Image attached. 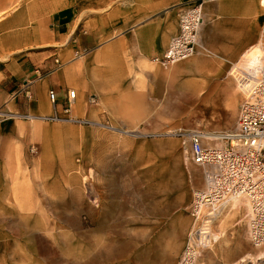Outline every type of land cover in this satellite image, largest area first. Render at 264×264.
<instances>
[{"label":"rangeland","instance_id":"1","mask_svg":"<svg viewBox=\"0 0 264 264\" xmlns=\"http://www.w3.org/2000/svg\"><path fill=\"white\" fill-rule=\"evenodd\" d=\"M241 62L214 105H202L209 92L204 84L196 93L198 77L162 65V82L139 83L138 97L110 99L93 115L0 109V125L17 122L0 137V264H178L188 246L193 264H264L244 199L212 223L193 224L188 213L204 179L181 135L200 130L207 143H225L213 134L236 127ZM178 91L192 102L163 114Z\"/></svg>","mask_w":264,"mask_h":264},{"label":"crops","instance_id":"2","mask_svg":"<svg viewBox=\"0 0 264 264\" xmlns=\"http://www.w3.org/2000/svg\"><path fill=\"white\" fill-rule=\"evenodd\" d=\"M196 1L0 0V109L73 117L106 109L110 99L138 97L139 83L162 82L163 73L169 71L154 58L162 56L177 33L181 10ZM202 1L199 45L192 56L170 69L179 67L198 77L196 93L209 92L202 105H214L228 97L229 70L245 55L249 63L260 52L264 3ZM23 86L30 97L18 93ZM237 88L241 100L236 120L245 98ZM69 90H74L70 99ZM186 95L178 91L176 102L162 113L172 116L185 110L192 102ZM92 96L97 106L88 104ZM179 98L183 101L178 105ZM234 101L232 97V106ZM16 123H2L0 137Z\"/></svg>","mask_w":264,"mask_h":264},{"label":"built area","instance_id":"3","mask_svg":"<svg viewBox=\"0 0 264 264\" xmlns=\"http://www.w3.org/2000/svg\"><path fill=\"white\" fill-rule=\"evenodd\" d=\"M202 7L203 1L198 0L181 10L177 33L155 61L172 65L195 53L203 25ZM257 46L260 52L255 62L250 65L244 58L242 66L236 68L238 86L245 92V99L235 129L213 134L214 139L225 143H207L206 135L200 130L181 136L189 161L201 168L204 179V186L193 192L188 207L193 224L212 223L230 200L244 199L249 204V240L253 246L264 248V29ZM68 97H74V90H69ZM49 98L54 101L52 90ZM68 111L69 106L65 108V112ZM68 118L73 120L71 116ZM194 254L188 246L178 264H193Z\"/></svg>","mask_w":264,"mask_h":264},{"label":"bare ground","instance_id":"4","mask_svg":"<svg viewBox=\"0 0 264 264\" xmlns=\"http://www.w3.org/2000/svg\"><path fill=\"white\" fill-rule=\"evenodd\" d=\"M257 53V52H256ZM255 59H256V54L254 53L251 57H250V60H249V64L251 65V64H253L254 62H255ZM189 102V101H188ZM179 112V111H178ZM238 200H240L239 198H236V199H232V200H230L229 201V204H233L232 206L234 207V206H236V205H234V204H236V202L235 201H238ZM231 201H234V202H231ZM246 201V200H245ZM247 202V201H246ZM247 205H248V207H249V204H248V202H247ZM234 209V208H233ZM235 210V209H234ZM226 213V212H225ZM227 214H229V213H227ZM224 216V215H223ZM228 216V215H227ZM222 220H224V219H222ZM221 220V221H222ZM204 227H206V226H204ZM221 229H223V228H221ZM224 230V229H223ZM220 232V231H219ZM220 236V235H219ZM262 258H264V253H262ZM243 261V260H242Z\"/></svg>","mask_w":264,"mask_h":264}]
</instances>
